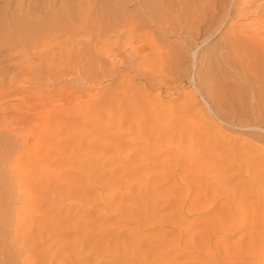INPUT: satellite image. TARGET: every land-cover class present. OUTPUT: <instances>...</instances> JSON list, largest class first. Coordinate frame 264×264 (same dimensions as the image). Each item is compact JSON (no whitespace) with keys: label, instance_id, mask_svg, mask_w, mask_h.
I'll return each instance as SVG.
<instances>
[{"label":"rangeland","instance_id":"374dc122","mask_svg":"<svg viewBox=\"0 0 264 264\" xmlns=\"http://www.w3.org/2000/svg\"><path fill=\"white\" fill-rule=\"evenodd\" d=\"M181 1L0 0L27 49L0 29V264H264V95L249 103L219 50L239 25L264 38V0L214 25Z\"/></svg>","mask_w":264,"mask_h":264},{"label":"bare ground","instance_id":"6f19581e","mask_svg":"<svg viewBox=\"0 0 264 264\" xmlns=\"http://www.w3.org/2000/svg\"><path fill=\"white\" fill-rule=\"evenodd\" d=\"M8 1V0H7ZM95 1V0H94ZM100 1V0H99ZM148 1H155V2H157L158 3V5H162L163 4V0H148ZM171 1H173V0H171ZM185 0H183V2H184ZM189 1H192V0H189ZM198 1H200V0H198ZM197 1V2H198ZM202 1V0H201ZM218 1H220V0H218ZM218 1H216V0H204V1H202V2H200V4L199 5H196V7H194L195 9H193V12L191 13V15L189 14V9L187 10L188 11V14H189V16H191L193 19H195L196 20V22H203V21H206L205 23H207V21H210L209 23H211V21H213V20H216V19H220V23H222V20L225 18L226 19V17H227V15L230 17V18H232L233 16L235 17V16H243L244 15V17L245 16H247V15H249V13H251V11L249 12V10H247L249 7L251 8V4H252V2L254 1L255 2V0H242V2H240V0H230L229 1V4L227 5V4H225L224 2L226 1H223V0H221L220 2H218ZM139 2L141 3V0H139ZM165 2V1H164ZM182 2V1H181ZM182 2V3H183ZM218 2V3H217ZM241 4H240V3ZM262 2H264V1H262ZM69 3V2H68ZM83 3V2H82ZM86 3H88V1L86 2ZM143 3V2H142ZM187 3H188V1H187ZM192 4H193V2H191ZM190 3V4H191ZM228 3V2H227ZM239 3V4H238ZM70 4V3H69ZM146 4V3H145ZM145 4H142L143 6L145 5ZM151 4H153L152 2H151ZM165 4V3H164ZM173 4H174V2H173ZM172 4V5H173ZM189 4V3H188ZM187 4V5H188ZM261 4V3H260ZM85 5V4H84ZM89 5V4H88ZM141 5V6H142ZM176 5V4H175ZM177 5H178V2H177ZM252 5H254V3L252 4ZM65 6H66V4H65ZM70 6V5H69ZM96 6V5H95ZM102 6V5H101ZM143 6H142V8H143ZM146 6V5H145ZM148 6V5H147ZM147 6H146V8H147ZM150 6V5H149ZM149 6H148V8H149ZM153 6V5H152ZM155 6V5H154ZM185 6V3H184V5H183V7ZM191 6V5H190ZM193 6V5H192ZM261 6V5H260ZM260 6H259V8H257V6H255V8L258 10V9H260ZM49 7V6H48ZM51 7H53V5L51 6ZM56 7V6H55ZM72 7V6H71ZM70 7V8H71ZM81 7H83L84 8V6H81ZM87 8V11L89 12V6H86ZM91 7V6H90ZM97 7V6H96ZM176 7V6H175ZM187 7V6H186ZM185 7V8H186ZM253 7V6H252ZM62 8V7H61ZM155 8V7H154ZM157 8V7H156ZM155 8V9H156ZM174 8V7H173ZM172 8V9H173ZM178 8H179V5H178ZM92 9V8H91ZM143 9H145V8H143ZM153 9V8H152ZM152 9H150V10H152ZM191 9V8H190ZM252 9V8H251ZM21 10V9H20ZM61 10V9H60ZM147 10V9H146ZM171 10V9H170ZM253 10H254V8H253ZM19 11V10H18ZM86 11V12H87ZM97 11H99V10H97ZM140 11V10H139ZM173 11V10H172ZM174 11H176V9L174 10ZM173 11V12H174ZM55 12V11H54ZM57 12L58 13H56L57 15H60V16H62L63 18L64 17H66V13L64 12V11H58L57 10ZM68 12V11H67ZM106 12V14H107V11H105ZM153 12H156V11H154L153 10ZM152 12V13H153ZM178 12V11H177ZM191 12V11H190ZM253 12V11H252ZM255 12V11H254ZM16 13V12H15ZM133 13V12H132ZM149 13V12H148ZM147 13V14H148ZM151 13V14H152ZM12 14V13H11ZM17 14H19V13H17ZM25 14H26V12H25ZM65 14V15H64ZM75 14V13H74ZM78 13H76V15H77ZM93 14V13H92ZM103 14V13H102ZM121 14V13H120ZM125 14V13H124ZM177 14V13H176ZM188 14H185V16L186 15H188ZM252 14V13H251ZM253 14H255V13H253ZM15 15V14H14ZM135 15V14H134ZM149 15V14H148ZM30 16V15H29ZM29 16H28V18H29ZM75 16V15H74ZM73 16V17H74ZM145 16V15H144ZM152 16V15H151ZM150 16V18H152ZM173 16V15H172ZM176 16V15H175ZM226 16V17H225ZM78 17H79V14H78ZM98 20H101V15L99 14L98 15V13L96 14V16H95ZM134 17V16H133ZM153 17H155V15L153 14ZM161 17H163V16H161ZM188 17V16H187ZM1 18H3V17H1ZM5 18V17H4ZM3 18V19H4ZM27 18V19H28ZM34 18V17H33ZM75 18V17H74ZM81 18H82V16H81ZM88 18V17H87ZM104 18H105V16H104ZM107 18H109V17H107ZM107 18H105L106 19V21L107 20H109V19H107ZM111 18V17H110ZM136 18H138V17H136ZM165 18V17H164ZM189 18V17H188ZM192 18L190 19L191 21H192ZM238 18H240V17H238ZM90 19H92V18H89V20ZM96 19V20H97ZM105 19H104V22H105ZM126 19V18H125ZM125 19H123V20H125ZM130 19V18H129ZM155 19V18H154ZM179 19V18H178ZM257 19V18H256ZM256 19H254V20H256ZM68 20V19H67ZM82 20H84V17H83V19ZM111 20V19H110ZM128 20V19H127ZM131 20H133L132 18H131ZM130 20V21H131ZM142 20V19H141ZM161 20L162 19H160V21H158V23L159 22H161ZM164 20V19H163ZM163 20H162V22H163ZM166 20V19H165ZM164 20V21H165ZM217 20V21H218ZM253 20V21H254ZM260 20V19H259ZM6 21V20H5ZM51 21H53V20H51ZM70 21V20H69ZM87 21V20H86ZM94 21V20H93ZM126 21V20H125ZM136 21H138L137 19H136ZM167 21V20H166ZM178 21V20H177ZM189 21V20H188ZM217 21H215V23H217ZM54 22V21H53ZM85 22V21H84ZM96 22V21H95ZM100 22V21H99ZM101 22H102V20H101ZM110 22V21H109ZM119 22V21H118ZM117 22V23H118ZM121 22V21H120ZM135 22V21H134ZM156 22V21H155ZM161 22V23H162ZM190 22V21H189ZM3 23V22H2ZM21 23V22H20ZM26 23V22H25ZM71 24H72V21L70 22ZM81 23V22H80ZM103 23V22H102ZM123 23V22H122ZM149 23V22H148ZM166 23V22H165ZM168 23V22H167ZM204 23V24H205ZM214 23V24H215ZM1 24V23H0ZM71 24H69V25H71ZM84 24H88V23H84ZM96 24V23H95ZM104 24V23H103ZM141 24H142V22H141ZM174 24V23H173ZM211 24H213V23H211ZM213 24V25H214ZM218 24H219V22H218ZM262 24V23H261ZM24 25H26V24H24ZM68 25V26H69ZM78 25V24H77ZM77 25L75 26V29L74 30H77V29H79L78 27H77ZM85 25V26H86ZM100 25H102V24H100ZM99 25V26H100ZM132 25V24H131ZM167 25V24H166ZM176 25V24H175ZM175 25H173L172 27H174ZM191 26H189V30H187V31H191V32H194V34L195 35H199V34H201V33H203V31H205V30H207V28L206 29H200V27H197L196 26V24L194 25V24H190ZM203 25V24H202ZM249 25V24H248ZM2 26L3 25H0V29H2ZM5 26H6V30H8V31H6V33H4L5 34V36L4 37H6L5 39V41H7L8 43H9V45H12V46H15L14 48H16V47H18L20 50H22V51H24V50H26L27 51V49L25 48L24 49V47L25 46H23V45H21V42H18V41H16V40H21L20 39V35H22L24 32L21 30L20 31V29H19V31H18V29L17 30H15L14 29V27H12V25L10 24V22L8 23V22H6L5 23ZM22 26H23V24H22ZM21 26V27H22ZM41 26V23H38L37 25L36 24H33V23H28V21H27V25H26V28L27 29H29V30H31V31H33V32H35V31H38V29H39V27ZM44 26V25H43ZM58 26V25H57ZM57 26H55V27H57ZM67 26V27H68ZM82 26V25H81ZM80 26V27H81ZM88 26V25H87ZM103 26V25H102ZM121 26V25H120ZM170 26V25H169ZM177 26V25H176ZM178 26H179V24H178ZM177 26V27H178ZM218 26V25H217ZM216 26V27H217ZM238 26V25H237ZM243 26V25H242ZM19 27H20V25H19ZM72 27V26H71ZM70 27V28H71ZM74 27V26H73ZM84 27V26H83ZM116 27V26H115ZM119 27V26H118ZM131 28H130V30L129 31H131V29H132V26H130ZM141 27V26H140ZM182 27V26H181ZM208 27V26H207ZM245 27V26H244ZM16 28V27H15ZM101 28V27H100ZM105 28H106V26H105ZM133 28H134V26H133ZM136 30L138 31V28L139 27H137L136 26ZM167 30H168V26L167 27H165ZM232 28H234V27H232ZM243 28V27H242ZM4 29V30H5ZM80 29H82V27L80 28ZM85 29H86V27H85ZM150 29V28H149ZM171 29V28H170ZM181 28H179V30H180ZM184 29V28H183ZM213 28H211V30H212ZM216 29V28H215ZM244 29V28H243ZM3 30V29H2ZM3 30V31H4ZM53 30V29H52ZM70 30H72V29H70ZM69 30V31H70ZM126 30V29H125ZM133 30V29H132ZM153 30V29H152ZM176 30V29H175ZM174 30V31H175ZM182 30V29H181ZM208 30L210 31V27H208ZM207 30V31H208ZM261 30V29H260ZM1 31V30H0ZM3 31H1V32H3ZM83 31V30H82ZM88 31V30H87ZM100 31H101V29H100ZM99 31V32H100ZM122 31H124V30H122ZM121 31V33L123 34L124 32H127V31H124V32H122ZM133 31H135V29L133 30ZM176 31H178V29L176 30ZM208 31V33H210ZM213 31V30H212ZM262 31H264V30H262ZM5 32V31H4ZM7 32H8V35H7ZM22 34H21V33ZM29 32V31H28ZM40 32V31H39ZM53 32V31H52ZM73 32V31H72ZM102 32H103V30H102ZM108 32V31H107ZM107 32H106V34H107ZM144 32V31H143ZM151 32V31H150ZM168 32H171L170 30H168ZM190 32V33H191ZM10 33H13V35H14V37H16V42H14L11 38H14V37H12L13 35L12 34H10ZM32 33V32H31ZM37 33V32H36ZM84 33V32H83ZM88 33V32H87ZM90 33V32H89ZM108 33H110V32H108ZM129 33V32H128ZM133 33V32H132ZM137 33V32H136ZM145 33V32H144ZM184 33H187V32H184ZM206 33V32H205ZM204 33V34H205ZM227 33V32H226ZM226 33H224V34H226ZM229 33H230V35L228 34V37L227 38H225V36L226 35H224L223 37L225 38V40H224V42H220L221 43V46H220V49L219 50H222V52L223 53H225L224 54V58L228 61V63L230 64V66H231V68L234 70V72H235V75L238 77V79H239V83H240V85H241V83H243V84H245L248 88H246V87H244V89L245 90H247V91H244L243 92V89L241 88V91H242V94H244V96L246 97L245 99H249V103H250V101L253 103V104H257L258 103V101H256V98H257V96H259V94H261V96L262 95H264V67H262V71L261 72H258V70H261V68H259L258 70H257V68H256V56H254L255 54V50H258L259 52H260V59H261V61H262V66H264V38H262V39H260L262 36H261V34L258 32V31H252L251 33H247V31H243L242 29H240V25H239V27L236 29H232V31L230 32L229 31ZM1 34H3V33H1ZM3 34V35H4ZM102 34V33H101ZM119 34V33H118ZM189 34V33H188ZM192 34V33H191ZM207 34V33H206ZM213 34V33H212ZM23 35H25V33L23 34ZM49 35H50V33H49ZM67 35V34H66ZM71 35V34H70ZM81 35H82V33H81ZM120 35V34H119ZM134 35H135V33H134ZM146 35V34H145ZM144 35V36H145ZM186 35V34H185ZM214 35V34H213ZM11 36V37H10ZM28 36V35H27ZM62 36V35H61ZM147 36V35H146ZM145 36V37H146ZM192 36V35H191ZM194 36V35H193ZM208 36V35H207ZM3 37V36H2ZM38 37V36H37ZM40 37V36H39ZM67 37L69 38V36L67 35ZM72 37V36H71ZM95 37H96V35H95ZM106 37V36H105ZM153 36L151 35V38H152ZM258 37H260V38H258ZM18 38V39H17ZM21 38H23L24 39V37H21ZM101 38V37H100ZM118 38V37H117ZM141 38V37H140ZM150 38V39H151ZM0 39H2L1 37H0ZM22 39V40H23ZM26 39V38H25ZM24 39V40H25ZM43 39H46V38H44L43 37ZM66 39V38H65ZM95 39V38H94ZM106 39H107V37H106ZM146 39V38H145ZM184 39H186V38H184ZM256 39H257V41H256ZM30 40V39H29ZM32 40H34V39H32ZM36 40H38V39H36ZM47 40V39H46ZM45 40V41H46ZM103 40V39H102ZM144 40V39H143ZM148 40V39H147ZM248 40H251L252 42H253V40L255 41V43L256 44H254V46L252 47L251 45H250V43H248L249 45H250V48H249V46L246 44L247 43V41ZM35 41V40H34ZM34 41H32L31 43H33ZM44 41V42H45ZM90 41V40H89ZM124 41V40H123ZM158 41V40H157ZM186 41V40H185ZM246 43H245V42ZM27 42V41H26ZM48 42V41H47ZM155 42V41H154ZM153 42V43H154ZM182 42V41H181ZM193 42V41H192ZM249 42V41H248ZM8 43H6L7 45H8ZM24 43H25V41H24ZM29 43V42H28ZM52 43V42H51ZM108 43V42H107ZM114 43V42H113ZM141 43V42H140ZM144 43V42H143ZM147 43V42H146ZM179 43H180V41H179ZM178 43V44H179ZM186 43V42H185ZM189 43H190V41H189ZM189 43L187 42V44L189 45ZM218 43V42H217ZM254 43V42H253ZM41 44H43L42 43V41H41ZM47 44V43H46ZM46 44H43L42 46H43V48L46 46ZM78 43H74V41H72L71 43H70V50L68 51V52H70V54H72V52H76L78 55H77V59L76 60H70V62H69V67L68 68H70L71 70H76V71H79L78 69L79 68H83V65H84V59L81 57L82 55H80V54H82V52H81V47H83V46H81L80 48L79 47H77L78 45H77ZM102 44V43H101ZM149 44V43H148ZM173 44H176V43H173ZM177 44V45H178ZM194 44V43H193ZM32 45V44H31ZM45 45V46H44ZM86 45H88V44H86ZM113 45V44H112ZM114 45H115V43H114ZM175 46V48L177 47V49H176V52L177 53H179L178 51L180 50V48L178 47V46ZM186 45V44H185ZM184 45V46H185ZM116 46L117 45H115L114 47L116 48ZM119 46H121V45H119ZM119 46H117V47H119ZM133 46L134 45H132V48H133ZM139 46V45H138ZM137 46V47H138ZM150 47L151 49H153L154 47L153 46H151V45H147V44H143V46H142V48H146V47ZM155 46V45H154ZM157 46V45H156ZM155 46V47H156ZM183 46V44L181 45V47ZM7 47V46H6ZM5 47V48H6ZM33 47V46H32ZM39 47V46H38ZM65 47V46H64ZM100 47H102V46H99L98 48H100ZM136 47V46H135ZM165 47L167 48V51L166 52H168V47L167 46H163V49H165ZM170 47V46H169ZM11 48V47H10ZM53 48V47H52ZM59 48V47H58ZM68 48V47H67ZM87 48V47H86ZM105 48V47H104ZM139 49H137V50H140V47H138ZM156 48H158V46L156 47ZM159 48H160V45H159ZM173 48V47H172ZM175 48H173L174 49V51H175ZM48 49V48H47ZM97 49V48H96ZM108 49V48H107ZM120 49V48H119ZM136 50V48H133V50ZM161 49H162V47H161ZM162 49V50H163ZM171 49V48H170ZM170 49H169V51H170ZM18 50V49H17ZM29 50V49H28ZM90 50V49H89ZM143 50V49H142ZM63 51H65V50H63ZM62 51V52H63ZM83 51V50H82ZM100 51H103V50H100ZM132 51V50H131ZM141 51V50H140ZM157 51V50H156ZM165 51V50H164ZM173 50H171L170 52L171 53H173L172 52ZM29 52H31L30 50H29ZM39 52V51H38ZM66 52V51H65ZM68 52H66V54L68 53ZM96 53H97V51H95ZM110 52H112V50L111 51H107V50H104L102 53H105L106 55H110L111 53ZM134 51H132V53H133ZM137 52V51H136ZM136 52H134L135 54H136V56L138 55ZM149 52V51H148ZM151 52V51H150ZM158 52H160V51H158ZM166 52H165V55H166ZM169 52V53H170ZM176 52H174L175 54H176ZM219 52V51H218ZM257 52V51H256ZM10 53V52H9ZM12 53V52H11ZM10 53V54H11ZM64 53V52H63ZM84 53H85V49H84ZM133 53V54H134ZM143 53H144V51H143ZM152 53H154L155 54V51L153 52L152 51ZM161 53V52H160ZM173 53V56L171 57L174 61H176L174 58H175V54ZM28 54V53H27ZM98 54V56H99V54H100V56L102 55L101 54V52L100 53H97ZM132 54V55H133ZM153 54V55H154ZM209 54H211V53H209ZM254 54V55H253ZM9 55V54H8ZM104 55V54H103ZM102 55V56H103ZM181 55V54H180ZM179 55V56H180ZM219 55V54H218ZM31 56V55H30ZM105 56V55H104ZM103 56V57H104ZM167 56V58H169L170 59V54H167L166 55ZM177 56H178V54H177ZM182 56H183V54H182ZM181 56V57H182ZM221 56V55H220ZM70 57H71V55H70ZM107 57V56H106ZM151 58H152V56H150ZM150 57L148 58V59H150ZM120 58V57H119ZM127 58V57H126ZM153 58H155V57H153ZM177 58V57H176ZM219 58V57H218ZM223 58V57H222ZM29 59V58H28ZM72 59H74V57H72ZM106 59V58H105ZM113 59V58H112ZM123 59V58H122ZM171 59V60H172ZM224 59V60H225ZM116 60H118V59H116ZM121 60V59H120ZM133 60V59H132ZM146 60V59H145ZM154 60V59H153ZM162 60V59H161ZM168 60V59H167ZM173 60L171 61L172 63H174L173 62ZM177 60H178V58H177ZM61 61H62V59H61ZM69 61V60H68ZM93 61V60H92ZM109 61V60H108ZM122 61V60H121ZM141 61H143V60H141ZM140 61V62H141ZM147 61V60H146ZM152 61V60H151ZM164 61V60H163ZM220 61V60H219ZM218 61V62H219ZM226 61V62H227ZM63 62V61H62ZM61 62V63H62ZM125 62V61H124ZM148 62V61H147ZM165 62H167V64L169 65L171 62H170V60L169 61H165ZM168 62H170V63H168ZM221 62V61H220ZM219 62V63H220ZM19 63V62H18ZM18 63L16 64V65H18ZM68 63V62H67ZM97 63H98V61H97ZM107 63V62H106ZM115 63H118V61L117 62H115ZM114 63V64H115ZM120 63H122V62H120ZM139 63V62H138ZM149 63V62H148ZM156 63V62H155ZM155 63H154V65H155ZM257 63H259V62H257ZM63 64H64V62H63ZM91 65H92V63H90ZM96 64V63H95ZM114 64H113V66L112 67H114ZM133 64V63H132ZM145 64H147L146 62L145 63H143V64H141L142 66L141 67H143V65H145ZM150 64V63H149ZM222 64V63H221ZM55 65V64H54ZM53 65V66H54ZM57 65V64H56ZM55 65V66H56ZM59 65H61V64H59ZM98 65H99V68H100V63H98ZM98 65H96L97 67H98ZM101 65H102V63H101ZM108 65V64H107ZM122 65V64H121ZM130 65H131V63H130ZM135 65H136V63H135ZM148 65V64H147ZM153 65V64H152ZM158 65H161V64H159L158 63ZM168 65H166L167 67H168ZM19 66V65H18ZM20 66H22V65H20ZM32 66H35V65H32ZM58 66V65H57ZM111 66V65H110ZM156 66V65H155ZM166 66H164V67H166ZM170 66V65H169ZM28 67V66H27ZM40 67V66H39ZM60 67V66H59ZM137 67V66H136ZM140 67V68H141ZM146 67V66H145ZM144 67V68H145ZM148 67V66H147ZM150 67H151V64H150ZM159 67V66H158ZM160 67H162V66H160ZM163 67V68H164ZM172 67V66H171ZM259 67V66H258ZM4 68V67H3ZM102 68H103V66H102ZM101 68V69H102ZM144 68H143V70H144ZM113 69H115V68H113ZM142 69V68H141ZM140 69V70H141ZM147 69V68H146ZM152 69H153V66H152ZM168 69V68H167ZM142 70V71H143ZM111 71H113V70H111ZM137 71V70H136ZM156 71V70H155ZM73 72H75V71H73ZM105 72V71H104ZM154 72V71H153ZM161 72V71H160ZM80 73V72H79ZM76 74V73H75ZM157 74V73H156ZM226 75H230L229 73L228 74H226ZM151 76V75H150ZM227 76V77H228ZM152 77V76H151ZM230 78L231 77H229V79L228 80H230ZM231 79H233V78H231ZM214 81V80H213ZM238 82V81H237ZM237 82H235V84L237 83ZM218 85V84H217ZM244 85H242V87H243ZM241 87V86H240ZM240 87H239V89H240ZM214 88H216L215 86H214ZM230 88H231V86H230ZM219 89V88H218ZM248 90H249V92H248ZM215 91H217L216 89H215ZM225 91V90H224ZM239 92H240V90H239ZM1 93H3V92H1ZM225 93V92H224ZM216 94H218V92L216 93ZM239 94V93H238ZM207 96H208V93L206 94ZM205 95V96H206ZM215 95V94H214ZM240 96H241V93L239 94ZM238 95V96H239ZM209 96H210V94H209ZM208 96V97H209ZM213 96V95H212ZM222 96H223V94H222ZM226 96V95H225ZM225 96H223V97H225ZM238 96H237V98H238ZM239 96V97H240ZM207 97V98H208ZM215 97H217V95L215 96ZM206 98V99H207ZM211 98V97H210ZM226 98V97H225ZM224 98V99H225ZM241 98L243 99V96H241ZM241 98H238V99H241ZM203 99H205V98H203ZM217 99V98H216ZM257 99H259V98H257ZM213 100V99H212ZM215 100V99H214ZM244 100V99H243ZM206 101V100H205ZM216 101V100H215ZM244 101H246V100H244ZM125 103V102H124ZM122 106V105H121ZM255 106H258V105H255ZM119 107V106H118ZM130 107V106H129ZM254 107V106H253ZM252 107V108H253ZM127 108V107H126ZM255 108V107H254ZM253 108V109H254ZM258 108V107H257ZM257 108H255V112L257 113V111H258V109ZM123 109V108H122ZM135 109H137V108H135ZM140 109V108H139ZM252 110V109H251ZM257 110V111H256ZM132 111V110H131ZM253 111V110H252ZM123 112V111H122ZM134 112V111H133ZM132 112V113H133ZM136 112H138V116L140 115V113H139V111H136ZM141 112V111H140ZM254 112V111H253ZM116 113H117V111H116ZM124 113H126L125 111H124ZM130 113V112H129ZM259 113H260V111H259ZM134 114H136V113H134ZM127 115V114H126ZM256 116H258L257 114H255ZM260 115V114H259ZM132 116H134L133 114H132ZM132 116H129V117H132ZM260 116H262V115H260ZM122 117V116H121ZM140 118H141V116H140ZM139 118V119H140ZM261 119V118H260ZM262 120H264V119H262ZM261 120V121H262ZM138 124H141V123H138ZM142 125V124H141ZM0 127H1V125H0ZM4 128L2 127V130H3ZM5 131V130H4ZM3 141V140H2ZM2 147V146H1ZM3 148V147H2ZM225 148V147H224ZM4 149V148H3ZM31 153V152H30ZM0 154H2V153H0ZM5 156V155H4ZM3 157V156H2ZM2 159V158H1ZM3 160V159H2ZM256 167V166H255ZM253 168H254V166H253ZM1 172V171H0ZM4 187V186H3ZM7 189V188H6Z\"/></svg>","mask_w":264,"mask_h":264}]
</instances>
